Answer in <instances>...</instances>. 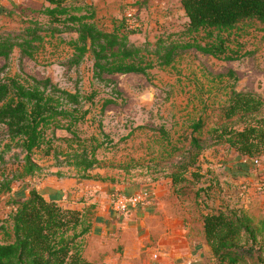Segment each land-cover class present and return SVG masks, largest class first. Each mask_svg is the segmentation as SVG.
<instances>
[{
    "label": "trees",
    "instance_id": "obj_1",
    "mask_svg": "<svg viewBox=\"0 0 264 264\" xmlns=\"http://www.w3.org/2000/svg\"><path fill=\"white\" fill-rule=\"evenodd\" d=\"M44 1L41 7L29 10L44 15L45 20L27 17L20 20L17 28H0V57L5 59L1 68L8 65L7 59L14 48L19 50V61L24 56L33 58L46 35L70 32L74 36L66 43L71 52L62 62L77 65L90 53L92 76L111 82L112 95L119 93L116 84L104 74H146L156 64H169L178 50L191 47L202 53L233 59L238 54L228 50V36L222 33H229L241 21L264 22V0H179L187 18L183 29L175 36L168 32L154 41L136 43L129 37L137 31L129 16L118 19L108 30L98 25L95 11L87 3L75 6L79 4H70L67 0ZM199 33L208 40L200 43L196 37ZM24 75L23 79L17 75L0 77V125L4 130L0 138V193L9 191L14 181L36 173L92 178L91 171L100 162L97 152L104 140L94 133L81 134L79 124L91 111L87 102L94 104L95 90L83 94L78 88L60 87L49 77ZM113 99L104 98L100 111ZM222 117L226 121L234 120L209 128L204 138L191 135L189 151L195 152L189 158L194 163V157L205 146L225 142L240 158L229 173L233 177L255 174L260 192L263 172H253V158L264 153V101L252 93L232 90L222 107ZM202 125V120L198 119L192 123V130ZM98 126H101L99 120ZM99 130L104 134L101 127ZM58 131L70 135L60 137ZM38 151L51 156L50 165L56 168L39 163L34 158ZM186 166V162L180 161L179 170L167 175L174 194L183 197L185 185L192 182L190 179H197V184L203 186L194 193L196 197L207 199L206 192L213 188L211 181L217 178L213 175L210 180L206 178L208 172L201 170L200 163L195 170ZM62 167L73 173H66ZM141 187L136 185L130 192L113 188L110 192L133 194ZM210 201V206L201 208L206 211L200 215L212 264H241L247 258H252V264H264V219L260 218L256 225L253 216L241 205L214 207ZM13 205L6 216L9 239H0V264H105L86 259L80 251L78 237L88 228L80 209L45 198L36 186L29 187L27 195ZM0 227L7 228L2 222Z\"/></svg>",
    "mask_w": 264,
    "mask_h": 264
},
{
    "label": "rangeland",
    "instance_id": "obj_2",
    "mask_svg": "<svg viewBox=\"0 0 264 264\" xmlns=\"http://www.w3.org/2000/svg\"><path fill=\"white\" fill-rule=\"evenodd\" d=\"M66 2L79 4L75 6H82V3L91 5L95 11V21L108 30L112 29L118 19L129 16V20L137 27V31L129 37L136 43L154 41L168 32L175 36L183 29L187 20L179 0ZM44 3V0H0V28H17L20 20L27 17L45 20L44 15L29 10L39 8ZM202 34L196 36L200 43L208 40ZM222 35L228 36L227 48L237 52L236 58L228 59L222 55L202 53L194 47L180 49L169 64H156L146 74H104L114 80L119 92L117 95L111 93V82L97 80L92 76L90 53L77 65L69 66L62 62L70 55L71 48L66 40L74 36V33L46 35L33 58L24 56L19 61V50L14 48L7 59L8 65L3 69L1 66L5 59L0 57V77L17 75L23 79L24 74L37 78L49 77L56 85L70 90L78 88L83 94L95 90L94 104L87 102L91 111L85 121L79 124V131L86 136L94 133L100 140H104L97 152L100 162L94 168L97 174L104 176L103 181H113L116 185L125 182L142 187L151 184L154 196L158 184L156 181L161 182L160 186H169L167 175L172 170H179L180 161L186 162L189 170H195L197 163H200L201 170L208 172L206 178L210 180L211 175L217 178L215 182L211 181L213 188L206 192L207 199L196 197L195 190L203 186L197 184V179H190L192 182L183 189L186 194L181 199L185 210L191 217L197 218L193 220L192 228L197 229L195 234L199 246L182 252L181 254L185 253L182 256L169 254V248L162 246L150 249L147 255L152 264H212L205 241L202 236L200 239L198 237L199 211L207 205L210 206L208 202L216 194L222 196L221 200L225 196L238 197L242 192L238 188L246 183L236 178L226 180L227 173L236 168L240 158L225 142L205 146L194 157V163L189 158L195 152L193 149L189 151L192 134L204 138L209 128L234 120L226 121L222 117V107L232 90L252 93L264 101V22L256 19L241 21L229 33L226 31ZM106 97L114 99L100 111V103ZM198 119L202 120L203 125L193 131L192 123ZM98 120L104 134L99 130ZM3 135L4 130L0 125V138ZM58 135L65 137L70 134L58 131ZM34 158L51 169L56 168L50 165L53 161L51 156H44L38 151ZM259 168H264V158H260L258 165L253 166V172L258 174ZM62 169L66 173H73V170H67L66 167ZM42 176L44 175L36 173L14 181L9 191L0 193V223L7 226L3 229L0 227L1 240L9 239L10 228L6 216L13 204L27 195L29 187L36 186ZM256 183L258 188L260 185L257 181ZM227 184L229 188H226ZM110 193L107 194V203L114 212L111 209ZM258 193L264 195L261 191ZM136 209L135 207L132 211ZM252 211L254 213L256 208L252 207ZM131 212L124 213L123 216L116 215L128 218ZM253 218L258 225L260 217L254 213ZM196 251L203 256V262L194 254ZM251 261L252 258H247L241 264H252Z\"/></svg>",
    "mask_w": 264,
    "mask_h": 264
},
{
    "label": "crops",
    "instance_id": "obj_3",
    "mask_svg": "<svg viewBox=\"0 0 264 264\" xmlns=\"http://www.w3.org/2000/svg\"><path fill=\"white\" fill-rule=\"evenodd\" d=\"M259 157L264 158V153ZM259 169V172H264V168ZM91 174L92 178L44 175L36 184L45 198L82 211L83 223L88 228L78 237V242L86 259L105 264H152L147 255L150 249L162 246L169 248V254L182 256L185 255L182 252L199 246L195 234L197 229L192 228L193 220L197 218L186 212L182 199L173 192L170 179L169 186H160L161 182L156 181V194L146 204L132 211L128 218H122L110 210L107 194L113 188L118 189L117 185L127 192L134 190L136 185L125 182L116 185L113 181H103L104 176L97 174L94 168ZM231 178L246 181L247 184L238 188L244 193L241 192L238 197L225 196L224 200L216 194L211 201L212 205H241L251 216L256 213L264 219V195L256 191L255 174L233 177L227 173L226 180ZM226 188H229L228 184ZM252 207L256 208L254 213ZM205 211L200 209L198 218V237L200 239L202 236L204 241L200 214ZM194 254L200 258V262L204 261L199 251Z\"/></svg>",
    "mask_w": 264,
    "mask_h": 264
},
{
    "label": "built area",
    "instance_id": "obj_4",
    "mask_svg": "<svg viewBox=\"0 0 264 264\" xmlns=\"http://www.w3.org/2000/svg\"><path fill=\"white\" fill-rule=\"evenodd\" d=\"M260 161L259 157L253 158L254 165H258ZM261 184L263 185L260 190L264 193V172L260 175ZM148 184V186L141 187L137 192L133 194H124L120 192L110 193L111 198V209L118 215H122L131 212L135 207H139L147 203L154 193V188ZM151 196V197H150ZM124 214V215H125Z\"/></svg>",
    "mask_w": 264,
    "mask_h": 264
}]
</instances>
